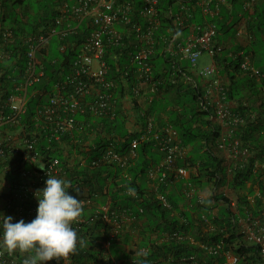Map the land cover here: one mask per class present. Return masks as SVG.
Here are the masks:
<instances>
[{
    "label": "trees",
    "instance_id": "1",
    "mask_svg": "<svg viewBox=\"0 0 264 264\" xmlns=\"http://www.w3.org/2000/svg\"><path fill=\"white\" fill-rule=\"evenodd\" d=\"M23 1L15 0L19 4ZM130 1L137 3L135 8L139 12L140 0ZM252 2V8H247V4ZM210 5L213 14L206 16L217 25V40L227 45L224 52L215 55L221 74L229 79H222L226 86L225 101L231 106V115L241 118L231 124L233 131L226 138L228 144L239 140L241 151L231 161L224 156L220 146L223 127L217 119V101L207 93L208 87H212L211 82L193 75L190 60L181 53L164 51L165 40H169L174 32L187 37L192 32L191 24L205 21L206 16L198 0H159L158 18L161 24L155 31L151 81L138 80L130 65L131 53L137 51L141 40L132 30L118 44L107 47L105 59L109 75L117 82L114 90L115 117L80 113L77 120L81 129L65 133L58 141L50 137V132L37 129L36 106L48 103L49 97L34 93H48L56 81L68 75L75 55L72 47L84 39L88 21L64 37L63 42L72 44L65 51L59 49L62 42L56 36L51 41L50 54L40 53L37 56L44 64L45 75L29 88L30 99L22 123L28 124L31 130H38L35 148L41 152L43 160H48L50 155L61 158L67 170L65 179L71 183L69 193L81 202L91 201L82 204L80 222L72 224L87 246L70 255L66 261L52 260L46 264H134L136 259L145 264H159L162 258L171 260L192 254H198L201 264H214L217 261L224 263L227 253L237 255L238 264H264L261 246L249 240L241 223V219L249 223L258 220L264 227V76L244 69L243 57L239 54L243 51L250 55L252 64L264 73V0H212ZM185 6L192 9L191 15L186 13L188 19L184 26L176 29L169 12L176 16ZM57 14L56 9L50 13L46 11L32 32L26 28L24 21L12 14H9V22L5 15L0 17V21L8 23L12 30V37L6 38L3 36V24L0 29V53L9 56L6 60L0 59V86L4 91L0 109L4 113H11L9 98L17 93V87L25 79L29 49L26 39L38 35L41 29L45 32L44 27ZM242 18L246 19L247 44L241 41L240 36L244 34H240L237 26ZM136 20L145 22V18L138 14L133 18V21ZM234 52L239 55L231 57ZM128 69L129 73L125 74ZM152 83L157 87L154 92L150 90L152 99L149 95L133 96V86L147 88ZM126 95L133 97L131 109L122 102ZM149 117L155 120L151 132L147 130ZM167 126L178 131L180 145L188 149L178 159L177 166H188L191 172L185 179L170 171L164 176L165 170H161L152 181L149 169L159 166L166 157L155 135L164 138ZM92 135L95 136L91 138ZM134 140L138 141L134 147L136 154L131 155ZM6 142L3 146L7 152L9 147ZM65 146L79 154L74 164L70 162V154L64 151ZM111 148L125 160L106 158ZM21 157L19 155L17 160ZM32 167L34 163L23 162L18 170L9 173L11 188L9 192L0 193V198L9 200L16 187L14 178L19 183L22 169ZM151 182L158 185L157 191L149 189ZM209 186L214 192L205 196ZM224 187L235 192L236 208L232 198L222 192ZM129 188L135 189L134 195L127 194ZM156 192L164 193L172 207L161 203ZM188 201L193 207L191 210L200 214L198 218L180 207L181 202L187 204ZM102 206H108L109 210L106 212ZM215 207L217 211L214 213ZM202 214L208 215L212 229H205L200 221ZM130 215L132 221L126 222L125 217ZM163 231L182 232L201 242L223 241L224 247L218 253L210 254L191 240L160 242V238L151 237ZM106 242L110 243L109 248L105 247ZM143 248L148 249V255L137 257V252ZM179 260L176 261L181 262Z\"/></svg>",
    "mask_w": 264,
    "mask_h": 264
},
{
    "label": "built area",
    "instance_id": "2",
    "mask_svg": "<svg viewBox=\"0 0 264 264\" xmlns=\"http://www.w3.org/2000/svg\"><path fill=\"white\" fill-rule=\"evenodd\" d=\"M211 1L198 0V5L202 7L205 16L206 14H213V11L210 10ZM135 4L137 3L130 0H76L74 4L66 3L59 8L58 14L52 22L47 27H44L45 32L41 29L42 31H38V35L26 39L29 49L27 52L28 65L25 79L17 87V93L12 94L9 98L11 113L6 114L1 110L0 114V131L2 126L9 123L21 125V130L15 138L14 136L0 138V174H8L14 170H18L19 165L23 162L34 163V167L31 169H22L20 174L22 177L20 176L19 183L17 182V178H14L16 187L11 193L10 199L3 198L0 200V212L5 216H12L13 223L18 222L20 219H23L25 223H29L35 219L38 201L34 193L37 189L45 186L47 173L62 179L66 178L67 173L66 166L62 163L60 157L50 155L48 160H43L41 152L35 148L38 130H31L28 124L21 121L22 115L28 107L30 86L40 82L45 75L44 64L38 60L37 56L40 53H45L47 56L50 54L51 40L55 36H58L62 42L59 49L65 51L72 44L63 42L64 37L88 21V30L85 33L84 39L72 47L75 55L72 59L68 75L63 80L56 81L48 93L46 91H36L34 93L35 95L41 94L42 96L49 97L48 103H41L36 106V127L39 131L42 129L47 133L50 132V137L58 141L65 133H73L77 129H81L77 120V115L80 113H91L96 117L108 116L114 118L116 115L114 90L117 88V82L109 75V66L105 59L107 47L118 44L123 39V36L132 30L137 38L141 40L137 51L131 53L132 61L130 65L134 68L138 80L143 79L149 82L153 77L151 55L154 52L156 43L155 31L161 24V20L158 18L159 0H140L139 12H136ZM247 6L251 7V3H248ZM191 10L189 6H185L182 11L176 13V16H173L171 11L169 12L170 17L174 19L176 29L184 26L188 19L186 13L190 16ZM137 14L144 17L145 22L133 21V18ZM1 27L0 24V29ZM190 28L192 32L187 37H181L177 32H174L169 40H165L167 44L164 47V51L174 52L175 54L181 53L185 58L190 60L193 67H197L199 59L203 54L207 53L212 57V63L198 69L197 72L204 78H213L210 81L212 87H208L207 93L217 101V119L225 125L226 133L223 134L220 146L224 150L227 159H231L241 151L238 148L239 140L228 144L226 138L233 131L231 124L237 123L241 118L233 116L229 112L231 106L228 101H225L226 86L218 75L220 68L215 55L224 51L225 44L217 40V25L215 22L209 20L207 16L202 24L194 23L190 25ZM3 36L6 38L12 37V31L4 29ZM239 54L243 57L242 67L244 69H249L254 74L264 76V73L252 64L250 55L245 54L243 51ZM239 54L235 53V56ZM128 73L129 69L125 74ZM156 88V85L152 83V86L147 88H142L138 85L133 86L132 91L134 96L139 97L144 96L150 90L154 92ZM147 122V130L151 132L155 120L149 117ZM165 130L167 133L164 138H159L157 134L155 137L159 139L158 146L166 153V157L159 166L149 169V177L155 180L161 170H165L164 176H167L166 172L170 171L177 177L186 179L190 175L189 167L185 165L177 166L178 159L186 154V149L180 145L179 133L176 129L172 126H167ZM4 142L9 147L7 151L8 157L6 148L3 146ZM137 143L138 141L134 140L130 151L131 155L136 154L134 147ZM73 151L76 156H79L75 149ZM19 155L22 156L21 160H17ZM106 158L111 160L118 159L119 161L125 160L123 156L112 148L107 151ZM29 176L31 177L30 180L26 181ZM154 188L157 191L158 185L156 183H154ZM157 199L166 207H172V204L164 193L157 192ZM90 202V200H83L82 204ZM232 204L236 208L237 200L232 199ZM180 207L183 210L190 211L195 218H198V215H200L191 210L193 207L190 201L187 204L181 202ZM102 209L107 212L109 207L102 206ZM216 211L217 207H215L213 212L215 213ZM202 215L200 221H202L205 229H212L213 226L208 215ZM132 219L131 215L125 217L126 222H130ZM241 223L249 240L258 243L264 255V227L260 226L258 220L249 223L246 219H241ZM116 225H118L117 222ZM151 237L153 239L160 238V242L169 239L191 240L201 250L203 249L210 254L218 253L224 247L223 241L201 242L194 240L190 235L176 231H163L160 234L154 233ZM109 246L110 243L106 242L105 247L109 248ZM143 250L147 251L148 249L143 248ZM0 252H2L0 254V264H23L26 257V254L22 255L19 252H14L12 255H9L2 249H0ZM180 263L201 264V260L198 254H192L182 258L179 257L178 259L172 258L171 260L162 258L159 262V264ZM238 263L239 257L237 255L227 253V260L224 263L217 261L214 264ZM149 264L156 263L150 262Z\"/></svg>",
    "mask_w": 264,
    "mask_h": 264
},
{
    "label": "clouds",
    "instance_id": "3",
    "mask_svg": "<svg viewBox=\"0 0 264 264\" xmlns=\"http://www.w3.org/2000/svg\"><path fill=\"white\" fill-rule=\"evenodd\" d=\"M75 2L76 0L67 3L74 4ZM63 5L64 4H62L61 6ZM61 6L59 8H61ZM252 6L253 2L251 3V7L247 6V8H252ZM59 8L57 9V11H59ZM0 9L1 17L5 12L1 0ZM0 24L2 26L3 23L0 21ZM4 29L11 30L10 28H6L3 26V30ZM239 29L242 30L240 34L245 33V28L239 27ZM226 46L227 45L225 44L224 51L226 49ZM234 53L230 54V56H235ZM202 67L204 66H199L198 62L197 67L192 66V71L193 69H195L196 74L201 77L202 80H204L205 78L199 75V73L197 72V70ZM220 74L221 71L218 74L219 77ZM209 78V81H212L213 78ZM126 96L131 98L132 106L133 97L131 95ZM125 97H123V99ZM134 97L137 98L138 96ZM149 97L151 98L153 96L151 95ZM222 127L223 134H226L225 125L222 124ZM187 152L188 149H186V153ZM223 154H225L224 150ZM225 157H227L226 154ZM40 168L44 170L42 167ZM151 180L154 181V179ZM148 185L150 190H156V188H154V183L151 182V184ZM0 187H2V185H0ZM70 188V181L62 178H57L47 173L45 186L41 189H37L34 193L38 201V206L36 209L37 215L35 219H33L29 223H25L23 219H20L18 222L13 223L12 216H5L2 212H0V249L6 251L9 255H12L14 252H19L22 255L27 254L23 261V264H46V262L52 260L66 261L68 260L70 255L76 254L79 249L86 247L87 242L82 237H79L76 229L72 227V224H78L80 222V218L83 212V206L80 200L69 193L68 190ZM127 194L134 195L135 189L129 188ZM207 195L208 194H206L205 192V196ZM1 199L3 198H0V200ZM0 254H2V252H0ZM136 255L137 257H146L148 253L144 250H140ZM133 262L134 264H145L144 261H141L139 259L133 260Z\"/></svg>",
    "mask_w": 264,
    "mask_h": 264
},
{
    "label": "rangeland",
    "instance_id": "4",
    "mask_svg": "<svg viewBox=\"0 0 264 264\" xmlns=\"http://www.w3.org/2000/svg\"><path fill=\"white\" fill-rule=\"evenodd\" d=\"M72 1L73 0H24L23 4H19V3H16L15 0H1V2H4L3 4V8L5 10L4 15L7 17L6 19L7 22L10 21V17H11L10 15L12 14L20 21L22 22L24 21L23 23H26L25 26L28 30H31L30 32L33 31L34 26L39 22V20L42 18V16L45 14L46 11L50 13L51 11L55 9L57 10L62 4H65L67 2H72ZM28 8H29V11H27ZM25 11L27 12L26 14H24ZM243 34H244L243 36H240L241 41L244 44H247L248 42L247 36L245 33ZM212 60H213L212 57L209 54L205 53L200 57L199 63L201 66H205V64L212 63ZM148 92L145 95L151 96L150 91ZM228 161H231V159H228ZM212 191H213L212 186H209V188H206V194ZM222 192L226 193L233 200H237V196L235 192L231 191L228 187H224L222 189ZM0 193H2L1 190H0Z\"/></svg>",
    "mask_w": 264,
    "mask_h": 264
},
{
    "label": "crops",
    "instance_id": "5",
    "mask_svg": "<svg viewBox=\"0 0 264 264\" xmlns=\"http://www.w3.org/2000/svg\"><path fill=\"white\" fill-rule=\"evenodd\" d=\"M4 27L6 28H11L10 25L8 23H4L3 22ZM240 28H245L246 26V19L242 18L241 21L238 23L237 25ZM223 36V34H222ZM230 38V37H229ZM7 57H9L8 55L3 54L2 52L0 53V59L6 60ZM213 61V60H212ZM207 65V64H205ZM199 66L200 63H199ZM4 73V72H3ZM193 75H195L196 77L198 76L196 74V70L193 69ZM199 77V76H198ZM220 78L223 80H229L227 76H224L222 74H220ZM202 79V78H201ZM210 78H205L204 81L208 80L209 81ZM4 91H2L1 86H0V103H1V97H2V93ZM122 102L125 104L126 107L128 108H132L133 106H131V98L126 96ZM0 114H1V109H0ZM20 125L15 126L14 124H6L4 126H2L1 131H0V138H4V137H11L14 136V138L19 134L20 129ZM94 135H92L91 138H93ZM65 152H67L68 154H70L69 158L72 164H74L77 161V157L76 154L74 153V151L72 149H70L69 147H65ZM0 185H2V187H0V190L3 192H9L10 188H11V181L9 178V173L8 174H0ZM2 200V199H1Z\"/></svg>",
    "mask_w": 264,
    "mask_h": 264
}]
</instances>
